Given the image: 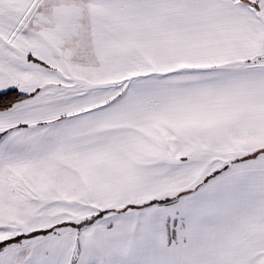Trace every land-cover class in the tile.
Returning a JSON list of instances; mask_svg holds the SVG:
<instances>
[{
  "label": "snow or ice",
  "instance_id": "obj_1",
  "mask_svg": "<svg viewBox=\"0 0 264 264\" xmlns=\"http://www.w3.org/2000/svg\"><path fill=\"white\" fill-rule=\"evenodd\" d=\"M0 264H264V0H0Z\"/></svg>",
  "mask_w": 264,
  "mask_h": 264
}]
</instances>
